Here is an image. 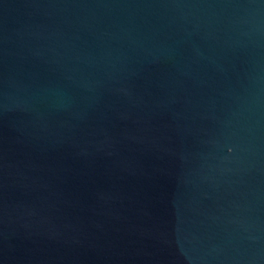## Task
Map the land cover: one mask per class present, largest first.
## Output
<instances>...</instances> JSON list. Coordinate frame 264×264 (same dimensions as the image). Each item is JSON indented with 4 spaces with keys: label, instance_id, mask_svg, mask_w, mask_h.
Masks as SVG:
<instances>
[{
    "label": "water",
    "instance_id": "obj_1",
    "mask_svg": "<svg viewBox=\"0 0 264 264\" xmlns=\"http://www.w3.org/2000/svg\"><path fill=\"white\" fill-rule=\"evenodd\" d=\"M0 264H264V0H0Z\"/></svg>",
    "mask_w": 264,
    "mask_h": 264
}]
</instances>
